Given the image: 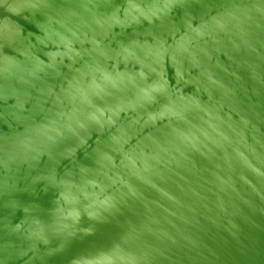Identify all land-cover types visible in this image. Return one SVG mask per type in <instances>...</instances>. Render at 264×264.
<instances>
[{"label": "water", "instance_id": "95a60500", "mask_svg": "<svg viewBox=\"0 0 264 264\" xmlns=\"http://www.w3.org/2000/svg\"><path fill=\"white\" fill-rule=\"evenodd\" d=\"M0 264H264V0H0Z\"/></svg>", "mask_w": 264, "mask_h": 264}]
</instances>
